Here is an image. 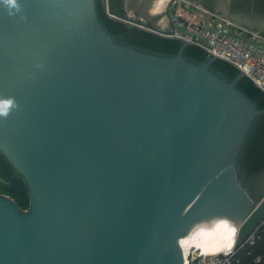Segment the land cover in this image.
<instances>
[{
  "label": "water",
  "instance_id": "95a60500",
  "mask_svg": "<svg viewBox=\"0 0 264 264\" xmlns=\"http://www.w3.org/2000/svg\"><path fill=\"white\" fill-rule=\"evenodd\" d=\"M169 1L0 7V264H213L264 221V85ZM187 1L264 38V0Z\"/></svg>",
  "mask_w": 264,
  "mask_h": 264
},
{
  "label": "built area",
  "instance_id": "2783aa9c",
  "mask_svg": "<svg viewBox=\"0 0 264 264\" xmlns=\"http://www.w3.org/2000/svg\"><path fill=\"white\" fill-rule=\"evenodd\" d=\"M168 7L174 34L237 62L264 85V38L224 22L200 4L170 0ZM246 241L253 242V233Z\"/></svg>",
  "mask_w": 264,
  "mask_h": 264
},
{
  "label": "trees",
  "instance_id": "16d2710c",
  "mask_svg": "<svg viewBox=\"0 0 264 264\" xmlns=\"http://www.w3.org/2000/svg\"><path fill=\"white\" fill-rule=\"evenodd\" d=\"M0 193L12 198L21 209L29 207L26 182L13 170L10 181L0 177ZM263 222L253 232V242L245 241L235 246V252L223 264H264Z\"/></svg>",
  "mask_w": 264,
  "mask_h": 264
},
{
  "label": "clouds",
  "instance_id": "9594fccd",
  "mask_svg": "<svg viewBox=\"0 0 264 264\" xmlns=\"http://www.w3.org/2000/svg\"><path fill=\"white\" fill-rule=\"evenodd\" d=\"M0 7H2L10 17H16L23 11V6L19 0H0ZM21 19H26V17L21 16ZM18 107L19 105L14 97L0 98V117L6 119L12 111ZM215 231L232 234L235 233L236 228L231 225V222L227 218H220L215 223ZM225 238L228 239L230 236H226Z\"/></svg>",
  "mask_w": 264,
  "mask_h": 264
},
{
  "label": "rangeland",
  "instance_id": "374dc122",
  "mask_svg": "<svg viewBox=\"0 0 264 264\" xmlns=\"http://www.w3.org/2000/svg\"><path fill=\"white\" fill-rule=\"evenodd\" d=\"M264 223V222H263ZM235 252V249L229 254V255H227V256H224V258H223V262H226L228 259H229V257L233 254ZM198 264H201V263H198Z\"/></svg>",
  "mask_w": 264,
  "mask_h": 264
},
{
  "label": "flooded vegetation",
  "instance_id": "af4514ba",
  "mask_svg": "<svg viewBox=\"0 0 264 264\" xmlns=\"http://www.w3.org/2000/svg\"><path fill=\"white\" fill-rule=\"evenodd\" d=\"M200 5H202V4H200ZM202 6H203V5H202ZM204 7H205V6H204ZM168 9H169V7H168V5H167V7H166V15H167V17L169 18V16H168V14H169Z\"/></svg>",
  "mask_w": 264,
  "mask_h": 264
},
{
  "label": "bare ground",
  "instance_id": "6f19581e",
  "mask_svg": "<svg viewBox=\"0 0 264 264\" xmlns=\"http://www.w3.org/2000/svg\"><path fill=\"white\" fill-rule=\"evenodd\" d=\"M234 249V248H233ZM233 249L228 253V254H230L232 251H233Z\"/></svg>",
  "mask_w": 264,
  "mask_h": 264
}]
</instances>
